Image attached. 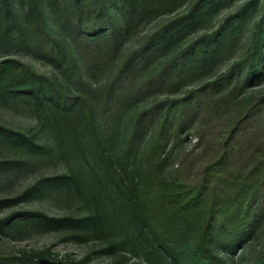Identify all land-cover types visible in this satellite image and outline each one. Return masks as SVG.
<instances>
[{"label":"rangeland","instance_id":"1","mask_svg":"<svg viewBox=\"0 0 264 264\" xmlns=\"http://www.w3.org/2000/svg\"><path fill=\"white\" fill-rule=\"evenodd\" d=\"M90 1L83 31L95 22ZM107 1L116 35L100 56L93 46L75 50L73 27L58 26L67 0H0V264H264V200L249 232L230 245L205 244L196 230L177 229L179 219H157L150 206L159 195L137 191L132 157L157 119L126 148L139 112L154 106L160 117L170 100L213 81L219 105L204 112L194 96L178 123L174 105L164 130L165 152L181 141L161 174L176 173L175 185L199 179L264 94V0H166L118 34L117 6ZM101 24L94 35L105 37ZM9 61L32 80L10 78Z\"/></svg>","mask_w":264,"mask_h":264},{"label":"trees","instance_id":"2","mask_svg":"<svg viewBox=\"0 0 264 264\" xmlns=\"http://www.w3.org/2000/svg\"><path fill=\"white\" fill-rule=\"evenodd\" d=\"M67 1L70 13L66 17H61L58 26L73 27L75 34H72V36H76V41H74L75 50L93 46L95 54L105 56L107 50L101 51V43L113 39L116 35V28L114 29L109 25L107 12L109 2L107 0L90 1L96 4L95 22L94 26H91L93 28L83 31L79 27L82 25V8L86 0ZM165 1L113 0L112 5L115 8L117 6V34L124 27H129L136 19L149 17V13L155 5ZM101 15L103 16L102 20H100ZM102 22L109 25L108 35L98 37L99 35L94 34L100 29ZM166 28L167 25L161 28L159 32H163ZM59 29L61 30V28ZM70 29L66 27L67 32L73 31L72 28ZM18 38L21 39V42L27 43V41H24L25 37L20 36ZM151 39L152 37L147 40L145 45ZM48 40L53 55L58 58L60 44L54 37L50 36ZM98 43L101 44L99 48ZM9 62L14 69L10 78L17 79L21 83H28L32 80L34 74L24 65L17 61ZM252 77L248 74L244 81H249ZM213 85V81L205 82L191 90L186 96L170 100L160 117L155 118L154 111H152L154 106L139 112L133 118L127 136L126 148L128 152H132L135 144L139 141V136L146 129V125L148 127L146 131L149 132V127L157 119L153 131L149 132L150 135L142 155L135 158L137 155L134 154V158L132 157V162H134L132 166L139 181L136 183L137 191H139L141 185L142 194L153 192L159 195L158 204L155 203V205L150 206L158 220H161V215L165 220L179 219V224L172 225L173 228L176 225L177 229L182 227L191 228V230L201 233V241L205 244L214 241L217 245L223 246L234 243L250 231L254 223L256 204L258 201L264 200V94L251 103L245 115L227 131V138L219 154L202 166L198 180L175 185L176 173L174 174L175 177L171 176L169 178L161 174L166 158L181 141V138L174 139L168 150L164 151L165 124L167 119L170 118L171 109L174 105L178 106V111L174 112L177 115L175 122L178 123L181 112L188 105L186 104L187 101L195 96L202 99L198 102L201 107L199 109L211 113L220 103L211 98L210 90ZM235 85L236 82L232 87ZM142 161H145L144 164H142ZM178 185L181 188H178ZM141 199H143V196ZM148 204L146 199V205Z\"/></svg>","mask_w":264,"mask_h":264}]
</instances>
